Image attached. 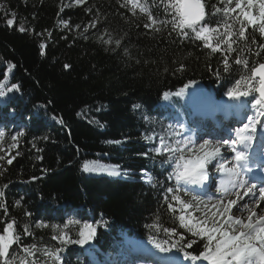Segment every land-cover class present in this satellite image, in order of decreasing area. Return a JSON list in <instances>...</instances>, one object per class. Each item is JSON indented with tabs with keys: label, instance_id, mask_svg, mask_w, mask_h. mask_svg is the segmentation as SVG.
Returning a JSON list of instances; mask_svg holds the SVG:
<instances>
[{
	"label": "trees",
	"instance_id": "16d2710c",
	"mask_svg": "<svg viewBox=\"0 0 264 264\" xmlns=\"http://www.w3.org/2000/svg\"><path fill=\"white\" fill-rule=\"evenodd\" d=\"M5 2L0 131L15 139L16 149L0 160V235L15 221L20 242L8 248L9 256L16 250L15 264H89L78 252L82 245L52 238H79L85 224L96 229L87 244L99 259L119 251L121 234L177 231L168 188L200 215L199 199L169 182L172 163L152 154L145 136L164 114L158 105L165 94L193 84L227 91L264 64V36L235 11L238 0H199L207 27L199 38L179 24L172 7H180L179 0H80L75 8L67 0ZM212 5L222 11L213 15ZM173 107L188 117L179 102ZM110 170L126 175L112 177ZM141 172L154 183H144ZM206 244L192 238L180 252L200 257L212 251Z\"/></svg>",
	"mask_w": 264,
	"mask_h": 264
},
{
	"label": "rangeland",
	"instance_id": "374dc122",
	"mask_svg": "<svg viewBox=\"0 0 264 264\" xmlns=\"http://www.w3.org/2000/svg\"><path fill=\"white\" fill-rule=\"evenodd\" d=\"M238 6L236 8V11L243 14V17L249 22V24L253 27H258L261 31V26L264 25V18L261 17V11H260V4L264 3V0H239ZM68 7L75 8L80 6V2L77 3V0H67ZM0 6L3 7V9H7L8 6L5 2V0H0ZM61 28H67L69 32L73 34L78 33V29L71 27L68 28L66 24L61 25ZM262 35L264 36V32H262ZM240 85H236L235 87L227 90L222 91L221 89L218 90L220 97H217L218 93L211 91V95L208 91L203 87L199 92L203 96H201L200 102L202 104V107H204V110H201V113L195 112V106L192 104V102L185 103L182 98H179V96H173L172 102H180L181 105L184 107H187L190 111L192 122L194 123L195 130H187L184 124V119L179 118L174 113L172 114V108L170 105L166 104V106L160 105V110L163 111V109H167L168 112H165L162 118L158 120V122L153 123L150 119V117H147V120L152 124L150 130H148V133L146 134V142L149 144V151L160 157H165L170 160L172 163L173 169H175V175L174 178H170L169 182L171 184L177 185L179 187H182V184L184 183L181 180H177L176 176L180 172L187 171L188 173H198L199 182L207 183V186L204 190H202L203 196H200L199 194L195 193L194 191H189L191 193L190 197H197L198 204L201 207H204V210H200L199 214H193L192 207L188 206L182 198L179 197L176 193L170 192L169 195L172 197L171 202L175 205L174 210L178 214V221H179V228L176 230H153L151 234H149L145 238H138L132 235L127 234H121L117 237H119V245L120 246H129L133 247L134 245H141L150 248H145L143 252L140 255H143L146 259H143V257H137L138 255L137 251H133L132 254H130L127 258L121 259L122 252H126L123 248H121L122 252L119 253H113V251L108 252L105 254L104 257L99 256L95 250L92 248L91 245H82L79 247V253H81L84 257L87 258L89 264H98L99 260L103 261V258H107L108 261L112 260L111 264H131V259H135L136 261L142 260L146 262H152L153 259L149 257V253H152V258L157 256V259H165L166 264H177V262L174 260H170L167 256H173L176 259H180V264H191L194 263V261L190 259L184 258V254L181 251V249H188L189 247L185 246L184 244L187 243V241L191 240L192 238L198 239L203 238L208 241L209 235L212 236V241L209 244L212 246V251H215L216 245L218 243H223L224 237L222 236L223 232H227L229 236L236 235L240 236L242 232H247L249 229L245 227H241L240 225H237L235 223H230L229 221H234L238 219L237 216H233V210L235 209L236 200L235 203L231 205V209L229 211H222V209L228 208L229 202L231 200L228 199V196L230 192H234L236 188H231L230 185L227 184L228 179L231 177L233 180H239L240 182L247 181L248 185H253L258 182V180L249 182L248 180H244L242 177V174L237 170L235 162H236V153L239 150L237 147V144L239 143V139L243 137L245 132L247 131L249 134L248 142L251 145L252 148L257 150L256 155L254 156L255 160H259L258 155H263L261 152V149L264 148V128L261 127L262 124H264V102L259 98V96L256 93V90L260 86V82L257 80H244ZM184 90V89H183ZM181 92V91H179ZM176 92V93H179ZM229 92H232L233 95L230 97L228 95ZM246 92L247 95H240V93ZM173 94H167V95H174ZM197 94V93H196ZM196 96V95H195ZM229 98L237 99V101L234 102V106H230L227 109L225 107H221L224 102H227ZM250 99L248 102H245L243 104V100ZM185 100V99H184ZM163 101V100H162ZM186 101V100H185ZM257 101H260L261 103H257ZM195 103V102H194ZM169 106V108H168ZM215 106H217L215 108ZM191 107V108H190ZM214 107V108H213ZM244 108L246 112L248 113L246 116L250 114V120L251 123L248 124V122L244 121L242 119V116L239 117L241 110ZM213 109L217 110V112L213 111ZM229 115V113H232V119L235 120V123L239 120L240 124L243 126L238 128H233L232 123L225 125L229 121H223V117ZM187 114V115H189ZM239 117V118H238ZM238 118V119H237ZM237 119V120H236ZM179 122V123H177ZM180 125V126H179ZM245 125H249L248 128L245 127ZM254 125L255 131L252 130V126ZM178 127L179 130L175 129L173 139L171 138V132L173 128ZM208 130V131H207ZM253 131V132H251ZM208 132V133H207ZM221 134H226L227 139H229V146L226 149V146L220 145L218 142L222 141L220 139ZM185 136L191 137L194 139V142L189 147L182 146L178 140ZM239 137V138H237ZM259 137H262L263 143L260 142V144L256 145V141ZM184 138V137H182ZM185 138V139H186ZM235 138V141H232V139ZM191 139V143L193 141ZM190 143V144H191ZM189 145V144H187ZM178 146H181V148H178ZM16 149L15 139L11 140H5V132L4 130L0 131V157L2 159L0 160H6L10 157V155L14 152ZM153 149H160V151H153ZM179 149V150H178ZM219 149V154H216V150ZM178 150V151H176ZM180 150L182 152H180ZM176 151V152H175ZM176 154H175V153ZM179 152V153H178ZM204 161V168H194L193 165L198 161ZM196 161V162H195ZM222 162V164H221ZM231 164L232 167H226L228 164ZM221 164L220 168H215L216 165ZM200 174V175H199ZM202 174V175H201ZM143 178V181L146 184H151L152 179L149 178L147 174L141 175ZM206 178H208L206 180ZM206 180V181H205ZM154 183V181H153ZM248 185H243V187L246 189L245 193H251V191H257V188L251 187L249 188ZM263 187V185H262ZM231 189V190H230ZM263 188H260V191H262ZM259 192H256L257 199L255 200L256 203L252 204L253 206L256 204L258 205V201L260 202L259 198ZM225 194V195H224ZM247 194H245L246 197ZM189 201V200H188ZM196 201V200H195ZM194 202V201H193ZM184 205H187L185 207ZM259 206H257L258 208ZM264 207V205H262ZM259 217H262V212L257 213ZM183 216L184 220L181 221L180 217ZM260 221L252 222L253 228L257 229V232L260 228H257L256 226L259 224ZM256 225V226H255ZM100 227L101 230H104L105 222L100 221ZM264 227V226H263ZM191 229L189 231L188 229ZM215 228H218V231H214ZM257 232H253V236L257 235ZM152 241H155L156 243H159L166 251H161L159 248L155 246V243ZM252 243L258 248L260 246L259 240H253ZM154 248V249H152ZM157 249V250H155ZM183 255H182V254ZM207 254V253H206ZM205 254V255H206ZM136 256L134 258V256ZM54 256L55 260H58L59 263L63 262V256H61L59 253L52 254ZM255 256V255H253ZM58 257V259H57ZM137 258V259H136ZM202 261H205L204 258ZM229 260L232 259V257H228ZM209 261V260H207ZM241 261H233L232 264H239ZM153 264V263H152ZM155 264H161V263H155Z\"/></svg>",
	"mask_w": 264,
	"mask_h": 264
},
{
	"label": "snow or ice",
	"instance_id": "6c2138e0",
	"mask_svg": "<svg viewBox=\"0 0 264 264\" xmlns=\"http://www.w3.org/2000/svg\"><path fill=\"white\" fill-rule=\"evenodd\" d=\"M80 0H77V3H79ZM124 7H126L127 5H122ZM135 7V5L133 6ZM175 9V12L177 15L182 17V13L180 8L182 7V5L180 7H177L175 5L172 6ZM213 9L212 14L214 15L216 12H220L222 11V9L217 8L216 5H212L211 6ZM260 11H261V17L264 18V3L260 4ZM195 9L196 11H194L191 21L185 23L184 19L181 18L179 20V24L183 27H187L190 28L192 30V32L197 33V37L199 38V33L201 31H207V27L206 25H201L199 28L194 27L195 24H197V22H199L200 20L203 19L204 17V10H203V6L199 3V0H196V5H195ZM166 11L168 10L167 8L165 9ZM154 23L156 21H153ZM173 23V28L175 29L176 27V17L173 16L172 21H170ZM9 24L12 23V21L8 22ZM161 23H164L163 21H161ZM146 27L148 26L147 24L145 25ZM85 31H87V29H85ZM261 31L264 32V25L261 26ZM184 36H189V33L184 32L182 33ZM242 34V33H241ZM105 43H112L111 39L104 41ZM115 44L117 46H119L120 41L116 40ZM213 51H215V49H213ZM261 72L264 73V64L261 65ZM15 87V86H13ZM225 87H228V85H225ZM11 91V89H9ZM183 91V90H181ZM3 92H0V95H3ZM260 94L261 97H264V83L261 84V88H260ZM228 95L231 97L233 95L232 92H229ZM240 95H244L246 96L247 93L243 92L240 93ZM165 98H167V94H165ZM257 103H261L260 101H257ZM264 114V113H262ZM246 128L249 127V125H245ZM262 128H264V124L261 125ZM252 130L255 131V127L254 125L252 126ZM242 140H244V137H241ZM118 143V142H117ZM246 147V144H245ZM153 151H160V149H153ZM216 154H219V149L216 150ZM244 153L243 152H237L236 153V160L240 161L241 158L243 157ZM0 159H2V157H0ZM9 163H11V161H9ZM197 167L199 169H203L204 168V161H200L197 164ZM84 171H90V169L88 168L87 165H85L84 167ZM120 173L118 172H109V175H119ZM176 179L179 181L181 179H183L185 181V183L188 184H195L197 183V179L195 176L191 175L190 173H188L187 171L184 172H180L177 176ZM227 184L230 185L233 189L236 187H243L244 184H247V181H243L240 182L239 180H233L231 179V177L228 179ZM5 187H7L5 185ZM153 187H155V185H153ZM168 192H172L173 188H168L167 189ZM4 196V192L2 190H0V197ZM192 199L195 201L197 200V197L193 196ZM18 203V202H17ZM235 203V201H230L228 208L226 209H222V211H229L231 209V205ZM256 201L254 199H250L249 201L246 202V204H243L241 206H239L236 209V212H233L232 215L235 216L236 213H241V215L243 214L241 209L255 204ZM3 203L0 202V207H3ZM185 207H187V205H184ZM261 212H264V207L260 208ZM255 214V213H254ZM180 220L183 221L184 217L181 216ZM230 223H235L237 225L241 224V220L236 219L234 221H229ZM14 223L15 221H13L12 223H8L7 226L5 228H3V233L4 235H0V257H8L5 261L4 264H15L16 261V255L15 252L16 250H13V254L11 256H9L8 253V248L11 246V244L13 242L19 243L20 242V235L15 233V229H14ZM261 224H264V220H262L260 222ZM37 227H40V225H37ZM45 227H47V225H45ZM55 227V226H53ZM245 228L249 229V231L247 232H242L240 236H236V235H232L229 236L227 232H223L222 236L224 237L223 243H218L216 245L215 251H209L206 255H204V259H208L212 261V264H232V260H236V261H241V264H255V262L252 259H249V257L255 255L260 257L262 260H264V227L260 228L259 231L257 232V229L253 228L252 224L249 223L247 225H244ZM189 231H191V229H188ZM218 228H215L214 231H218ZM25 232L28 234H31L30 232H28V225L25 224ZM96 229L94 227H92L91 225L85 224L84 225V229L79 231V238H66V237H58V236H53V239H60L62 243H73V244H79V245H84L87 244L95 235ZM253 232H257V235L253 236ZM253 240H259L260 241V246L259 248H257L252 241ZM212 241V236L209 235L208 237V244H210ZM153 243H155V246L157 248H159L161 251H166V249H164L159 243H156L155 241H152ZM208 244L205 245V247H208ZM32 247H35L34 245L29 246L28 248H25L24 250L30 251V249ZM185 256H187V253H185ZM228 257H232V260H229ZM191 259L195 260L198 257L196 256H192L190 257ZM58 259V257H57ZM115 264V262H114Z\"/></svg>",
	"mask_w": 264,
	"mask_h": 264
},
{
	"label": "bare ground",
	"instance_id": "6f19581e",
	"mask_svg": "<svg viewBox=\"0 0 264 264\" xmlns=\"http://www.w3.org/2000/svg\"><path fill=\"white\" fill-rule=\"evenodd\" d=\"M203 88V86H201V85H193V86H190V87H187L186 89H184L183 91H181V92H179V93H176V94H174V95H167V98H165V95H164V98H163V101H162V103L161 104H163V106H166V104H168L171 100H172V97L173 96H179V98H182L183 99V101L185 102V103H189V102H192V104L195 106L194 108V110H195V112L198 114V113H201V108H200V106H199V104L197 103V98L199 97V95H200V90ZM197 93V94H196ZM208 93L209 94H207V95H211V93L208 91ZM196 95V96H195ZM221 95V94H220ZM186 101H185V100ZM237 99H239V98H236V100L235 99H232V98H229V100L227 101V102H224L223 103V105L222 106H220V108L221 107H225V109H227L228 107H230V106H234V102L235 101H237ZM250 99H247V100H243V104H245V102H248ZM195 102V103H194ZM217 106H215V108H216ZM203 110H204V107H203ZM213 111H215V112H217V110H215V109H213ZM228 113H226V116H224L223 117V121H229L228 123H226L225 125H227V124H230V123H234L235 122V120L234 119H232V113H229V115H227ZM177 123H179V122H177ZM238 124H239V121H238ZM192 125H194V123H192ZM180 126V125H179ZM188 126H190V125H188ZM175 129H177V130H179V128L178 127H175V128H173V130H172V132H171V138L173 139V137H174V134L176 133V132H178V131H176V132H174L175 131ZM194 129H195V127H194ZM208 131V130H207ZM208 133V132H207ZM246 135H248L247 133L245 134V136ZM227 136L228 135H226V134H221V137H220V139L222 140L221 142L219 141L218 143L220 144V145H222L223 147L224 146H226V149L228 148V146H229V139H227ZM182 137H184V138H182ZM179 140H178V142H180V144L182 145V146H184L185 147V145H186V147H189L190 145H192L193 143H195L194 142V139L193 138H191V137H185V136H182ZM186 138V139H185ZM238 138V137H237ZM191 139H193V141H192V143H191ZM236 139L235 138H233L232 139V141H235ZM243 142V140L242 139H240V143H242ZM260 142L261 143H263V139H262V137H259L258 138V140L256 141V145H258V144H260ZM191 143V144H190ZM187 144H189V145H187ZM246 144H247V142H246ZM178 148H181V146H178ZM182 149V148H181ZM179 150V149H178ZM178 150H176V151H178ZM175 151V152H176ZM174 152V153H175ZM180 152H182L181 150H180ZM179 153V152H178ZM176 154V153H175ZM256 155V153H253V154H251L250 155V157L251 158H253L254 156ZM260 157V155H258V158ZM247 159V161H248V159L249 158H246ZM252 160H254V159H252ZM239 162V161H238ZM221 164H222V162H221ZM221 164H219V165H216L215 166V168H220L221 167ZM226 167H232V165L229 163ZM191 175H193V176H195L196 177V179L198 180V178H197V176H198V173H190ZM254 178H258L259 179V181L256 183V184H253V185H248V183L247 184H244V185H248V187L249 188H251V187H254V188H257V191L259 192L260 191V188H264V186L262 187V183H261V181L264 179V177L262 178V177H259L258 175H256ZM232 188V187H231ZM231 190V189H230ZM233 191V190H232ZM230 192V194H229V196H228V199L229 200H236V205H235V209L233 210V212H236V209L239 207V206H241V205H243V204H246V202L247 201H249L250 199H254V200H256L257 199V196L258 195H256V189H255V191L253 190V191H251V193H245L246 192V189H244V188H241V187H239V188H236L235 190H234V192ZM264 192V189H262V191L261 192H259V196H260V198H259V200H260V202L258 201V205L256 204V206L254 205H249V206H246V207H244V208H242L241 209V211H242V215H241V213H236V215L235 216H237L238 217V219L239 220H241V224H239L241 227H244V225H247V224H249V223H252V222H256V221H262V220H264V212H262V217H259L258 216V212H261L260 211V208L262 207V205H264V201L262 200V196H261V194ZM245 194H247V196L248 197H246L245 196ZM225 195V194H224ZM257 206H259L258 208H257ZM255 213V214H254ZM259 222V224L256 226L257 228H259V227H263L264 226V224H261ZM121 248H123L126 252H124V254H123V256L122 257H120L121 259H124V258H127L130 254H132L133 253V251L135 252V251H137L138 252V255H136L137 257H143V255H140L142 252H143V250L145 249V248H150V247H146V245L145 246H141V245H134L132 248L131 247H129V246H121ZM121 248L119 249V251H117V252H120V251H122L121 250ZM259 248V247H258ZM152 249H154V248H152ZM155 250H157V249H155ZM158 251V250H157ZM170 260H172V261H176L177 262V264H180V259H176L175 257H173V256H167ZM144 259H146L145 257H143ZM137 259V258H136ZM154 259H156L155 257H154ZM249 259H252L254 262H255V264H264V260H262L260 257H258V256H251V257H249ZM98 261H99V259H97ZM163 260H165V259H163ZM110 261L111 260H109L108 261V259L107 258H103V261H101L102 263H104V262H109L110 263ZM196 263H199V264H203L204 263V261H202V260H198ZM239 264H241V262L239 263Z\"/></svg>",
	"mask_w": 264,
	"mask_h": 264
},
{
	"label": "water",
	"instance_id": "95a60500",
	"mask_svg": "<svg viewBox=\"0 0 264 264\" xmlns=\"http://www.w3.org/2000/svg\"><path fill=\"white\" fill-rule=\"evenodd\" d=\"M181 1V13L183 14L182 17L185 20V23L190 22L192 15L195 9L196 0H180ZM204 10V9H203ZM203 22V19L197 22L194 26L201 25ZM253 80H259L260 83H264V73L261 72V66H259L253 73ZM260 88L257 89V94L260 97V99L264 102V97H261L260 94Z\"/></svg>",
	"mask_w": 264,
	"mask_h": 264
}]
</instances>
